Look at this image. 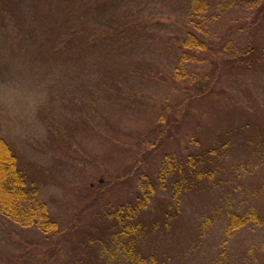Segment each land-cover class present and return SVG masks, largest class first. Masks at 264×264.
Returning a JSON list of instances; mask_svg holds the SVG:
<instances>
[{
    "label": "rangeland",
    "instance_id": "obj_1",
    "mask_svg": "<svg viewBox=\"0 0 264 264\" xmlns=\"http://www.w3.org/2000/svg\"><path fill=\"white\" fill-rule=\"evenodd\" d=\"M136 1L133 13L157 19L132 62L155 63L175 84L127 74L117 84L134 87L127 100L107 89L110 62L90 45L89 30L130 12L134 0H109L103 13L95 0H0V135L48 172L38 198L56 218L44 235L0 215V264H124L111 232L98 230V214L142 197L147 230L136 250L147 264H264V225L227 232L231 212L253 208L264 217V0H207L201 27L209 47L183 63L181 77L172 71L187 1ZM247 44L254 51L245 69L236 60ZM197 81L204 97L187 106L182 93ZM197 138L227 140L235 175L184 188L180 157ZM169 198L181 207L180 225L168 217L154 228L159 201Z\"/></svg>",
    "mask_w": 264,
    "mask_h": 264
},
{
    "label": "trees",
    "instance_id": "obj_2",
    "mask_svg": "<svg viewBox=\"0 0 264 264\" xmlns=\"http://www.w3.org/2000/svg\"><path fill=\"white\" fill-rule=\"evenodd\" d=\"M108 1L95 0L94 9L99 13L105 12L108 8ZM186 1L188 4V8L186 9L187 24L182 26L186 36L182 43L177 46L179 49L178 60L176 61V65L173 66L172 71V75L178 77L187 76V71L183 66L184 62L195 60L201 52L205 51L204 49L209 47L208 40L204 36L205 31L201 27L202 18L208 8V1ZM132 4L135 6L130 12L124 9L118 12L116 16L111 15V19L106 22L107 25H95L93 29L89 30L90 45L99 47L107 57L106 62H110L106 69H104L106 79L112 80L107 85V89L109 90L115 87L117 90L116 96L120 92L125 91V99L127 100H129L130 96H135L130 94V89L134 90V87L132 85L126 86V90H121L123 86L117 85L122 82V79L126 78L127 74L131 75L132 78L142 75L150 81L153 79H161L163 81H171L170 83L172 85L175 84V80L169 77L170 72L166 70V73H164V70L158 68L155 63L148 61L142 63L132 62L136 59V50L150 37H147V39L145 37L149 33L146 27L148 22L157 19L156 17L142 19L139 14H135L132 11L134 8L137 9V5H141V2L134 0ZM99 45L104 46L106 49ZM253 51L254 45L247 44L240 53L241 56L239 55L240 59L237 58L236 60L238 66H244L243 68L245 69L249 68V61L253 56ZM123 54H126L127 57L123 56ZM129 55H132L130 59L128 58ZM204 77L207 78L208 76ZM182 79L178 78V81L181 82ZM203 87L204 84L197 81L193 83V91L189 89L190 91L182 93L187 106L188 103L189 106L198 103L194 102L196 100L195 94L203 93ZM139 94V98L143 101L144 96L140 91ZM202 96L203 94H200L199 99L204 97ZM234 103L235 105L243 106L240 102ZM240 112L246 113L244 108L240 109ZM247 120L245 121L246 124L249 122ZM256 125L258 124L256 123ZM262 133L264 134V126ZM208 139H192L190 144L186 146L187 152L181 155L183 157H180L182 160H180L178 170H183L184 172H178V174L184 175V181L181 180V185L184 188L186 186L191 189L194 187L197 189H205L208 185L215 186L221 184V182H225L235 175L232 168L230 170L228 169L227 166L229 165L226 164L227 160L223 152V148L229 142L227 140H220L218 142L219 144H211L208 142ZM262 141L264 142V135L262 136ZM47 176L48 172L46 170L26 160L17 149L15 150L14 147H11L0 135V215L7 217L22 227L36 229L44 235L54 232L56 218L49 212L46 204L38 198V188ZM142 199L143 197L141 199L139 198L136 203L121 204L112 208L111 211H104L98 214V218L100 219L98 230H103V232L109 230L111 232L109 238H111V242H114L112 244L120 246L124 251V256L126 257L124 264H147V260L141 254V251L136 250L140 247V239H142L144 231L147 230V223L142 214V210L145 209L142 207ZM143 200L146 201V198L144 197ZM179 207L177 202H172V198L160 200L158 207L160 209V215H158L159 220L154 221V223L152 222V226L154 228L155 226L160 227L164 223L163 221L168 222L166 220L168 217H172L171 219L175 217L174 222L180 225ZM263 220L264 217L260 216L258 211L253 208H250L246 212H231L229 213L227 232L242 229L244 226L250 225V223L264 225ZM176 223L175 226H177ZM96 233H100V231H96ZM30 251L32 250L29 249L27 255L29 261L32 262L29 255ZM98 261H96V264ZM20 264L23 263L21 262ZM69 264L90 263L75 259ZM101 264H110V260H103Z\"/></svg>",
    "mask_w": 264,
    "mask_h": 264
}]
</instances>
